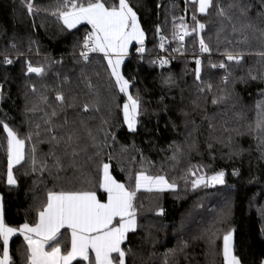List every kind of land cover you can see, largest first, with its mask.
Wrapping results in <instances>:
<instances>
[{
    "label": "trees",
    "instance_id": "trees-1",
    "mask_svg": "<svg viewBox=\"0 0 264 264\" xmlns=\"http://www.w3.org/2000/svg\"><path fill=\"white\" fill-rule=\"evenodd\" d=\"M129 3L147 44L138 54L133 43L122 68L130 93L138 94L142 102L135 131L124 122L126 96L110 76L104 55L95 52L87 62L80 56L90 25L67 28L58 16L62 0H0V121L21 138L39 131L26 144L29 151L36 147L35 170L30 160L15 166L17 184L10 186L6 133L0 127L5 222L16 228L34 224L48 190H97L93 186L102 174L101 166L108 163L113 176L126 186L134 188L135 175L142 170L163 175L176 185L175 190L137 192L136 230L122 244L125 264H223L222 238L228 231L234 233L235 255L241 264H262L264 132L257 128L256 107L264 90L261 0H214L207 14L199 13L192 0ZM217 6L225 9V16L217 14ZM193 15L205 28L201 35L198 30L190 35V44L203 38L210 49L200 58V81L195 78V61L188 58L161 69L153 63L159 35L172 36L173 22L179 23L180 17L191 32L196 27ZM226 53L243 58L240 63L228 61ZM6 59L12 63H5ZM220 63L226 67H218ZM29 64L42 67L43 74L28 73ZM169 76L173 82L166 85ZM58 94L64 96L63 103L56 100ZM214 99L220 102L214 104ZM86 103L92 106L87 112ZM54 110L58 113L51 117L55 134L76 128L81 136L75 164L64 155L63 144L56 149L60 168L50 154V133L44 131ZM41 163L47 164L46 170H41ZM219 171L225 173L223 184L193 187L198 176ZM97 194L106 197L100 190ZM61 233L63 245L69 247L67 230ZM25 250L23 236L17 234L10 241L14 264H25Z\"/></svg>",
    "mask_w": 264,
    "mask_h": 264
},
{
    "label": "snow or ice",
    "instance_id": "snow-or-ice-1",
    "mask_svg": "<svg viewBox=\"0 0 264 264\" xmlns=\"http://www.w3.org/2000/svg\"><path fill=\"white\" fill-rule=\"evenodd\" d=\"M198 4V12L207 14L210 8L214 6V0H192ZM264 6V0H261ZM33 10L32 4H28V11ZM219 16H225L223 7H216ZM245 10L241 9L244 14ZM55 14V13H54ZM59 19L69 28H75L79 24L91 26V31L87 32L81 56L87 61L90 52L103 53L107 60V66L110 69V76L115 79V84L119 91L126 96V102L122 106L124 122L130 131H135L137 117L141 114V98L137 94L133 96L130 91V82L124 78L121 73V65L125 57L128 56L129 45L136 42L139 45L136 48L138 53L145 51L144 41L145 33L141 29L137 13L133 10L129 0H62V5L58 11ZM230 19V17H228ZM196 27L191 32L184 23V17L179 18V23L173 22L175 31L173 39L183 42L185 37L203 30L205 24L196 20ZM251 25H249L250 27ZM159 32V28L157 29ZM166 38L161 36L160 48L164 49ZM201 52H209L210 49L201 38L199 41ZM180 49H175L179 51ZM264 56V53H260ZM242 54L233 55L226 53L228 61L240 63ZM5 63L11 64L10 59ZM158 63L161 68L168 65L167 58H160ZM196 68L195 78L200 81L201 60H195ZM217 67V65H212ZM225 68L224 63L218 65ZM28 73L42 75V67H33L31 64L27 67ZM256 79V77H252ZM172 78L169 76L164 80V84H171ZM227 82V77H225ZM91 87V85H89ZM209 90L211 85H208ZM203 91V88H199ZM35 91V88H33ZM260 99L256 101L258 109L257 128L264 132V90L260 93ZM64 96L58 94L56 100L63 103ZM223 99V98H221ZM46 102V101H45ZM214 104L220 101L214 99ZM89 104L83 105V111L90 110ZM35 111L36 109H32ZM58 113L54 110L49 114V119L45 120L48 125L44 131L50 133L49 140L52 143L50 154L55 158V166L62 167V160L56 156V149L63 144L64 155L72 157V163H76L79 156L77 149L80 147L81 136L79 129L73 128L63 135H57L53 127L51 117H56ZM67 121H65V124ZM81 125L84 121H80ZM0 127L6 133V153H7V184L12 186L17 184L14 176V168L27 160L31 161L33 170L38 161L36 159L35 145L29 150L26 144L32 139L33 135L39 136V131L21 138L16 130L7 123L0 121ZM41 126L36 125L39 129ZM87 135L93 139L91 131ZM264 143V139L261 140ZM211 147V145H209ZM83 149H81L82 151ZM47 164L41 163V170H46ZM110 165L103 163L101 166L102 174L97 184L93 187L106 194V200H102L97 195V190H69L54 191L48 190L45 202L37 209V219L34 224L24 223L19 228L9 226L5 222L4 206L0 198V264H14L10 254V241L17 234L23 236L26 243L25 264H72L74 260L80 258L87 261L88 264H125V251L121 245L127 238L129 232H134L137 226V209L135 200L137 192L146 191H165L175 190V183H170L163 175H149L146 171H140L135 175V186H126L118 182L110 173ZM199 171H191V175H196ZM238 175V173H233ZM225 173L219 171L214 175L205 177L200 175L192 181L193 187H199L201 184H223ZM61 229L70 230V247L63 245ZM223 264H241L240 259L235 255L233 232L228 231L223 235ZM94 253V257L90 255ZM115 254V255H114ZM264 264V262H262Z\"/></svg>",
    "mask_w": 264,
    "mask_h": 264
},
{
    "label": "built area",
    "instance_id": "built-area-1",
    "mask_svg": "<svg viewBox=\"0 0 264 264\" xmlns=\"http://www.w3.org/2000/svg\"><path fill=\"white\" fill-rule=\"evenodd\" d=\"M89 32V31H87ZM87 32L84 33V38H83V42L85 39V36L87 34ZM164 36L166 38L165 40V47L164 49L160 48V43H161V36ZM190 35L186 36L183 42H180L176 39H173V36H167L164 34H161L156 42V52L154 54V59L155 61H158L160 58H167L169 60L168 65L164 66V67H168L170 66L174 61H176L178 58H188L191 61H195L196 59H200L202 56L205 55L206 52H201L200 50V38L196 39V42L194 45L190 44ZM83 46V43H82ZM139 45L136 44V48H138ZM144 48L146 50L147 48V44L144 41ZM175 49H180L179 51H175ZM85 51V49L82 47L81 51H80V56H81V52ZM136 51V49H135ZM137 52V51H136ZM145 52V51H144ZM95 52H90L89 53V57ZM138 53V52H137ZM141 54V53H138ZM82 60L84 62H87L82 56H81ZM89 59V58H88ZM158 67L159 64L156 63ZM161 68V67H160ZM2 92H3V85L0 84V100L2 97Z\"/></svg>",
    "mask_w": 264,
    "mask_h": 264
},
{
    "label": "crops",
    "instance_id": "crops-1",
    "mask_svg": "<svg viewBox=\"0 0 264 264\" xmlns=\"http://www.w3.org/2000/svg\"><path fill=\"white\" fill-rule=\"evenodd\" d=\"M140 24V23H139ZM80 25V24H79ZM78 26V25H77ZM91 27V26H90ZM142 29V28H141ZM133 43H135V41H133ZM132 43V44H133ZM132 44L131 45H129V51H130V48H131V46H132ZM129 53V52H128ZM103 54V53H102ZM126 58L127 57H125V59H124V62H123V64L121 65V73H122V75H123V71H122V68H123V65H124V63H125V61H126ZM124 76V75H123ZM125 78V77H124ZM126 79V78H125ZM130 87H131V84H130ZM129 91H130V88H129ZM110 170V173H111V169H109ZM112 174V173H111ZM113 175V174H112ZM114 177V176H113ZM115 178V177H114ZM116 179V178H115ZM117 180V179H116ZM118 182H121V181H119V180H117ZM121 183H123V182H121ZM98 195V194H97ZM105 196H106V194H105ZM98 197H99V195H98ZM0 198H1V196H0ZM100 198V197H99ZM102 200H106V197H105V199H102ZM63 229H61V231H62ZM67 230V234H68V241H69V244H70V230H68V229H66ZM69 247H70V245H69ZM121 247H122V245H121ZM90 255L91 256H93L94 257V253H90ZM115 255V254H114ZM76 262H82V264H88V262L87 261H82V260H80V258H77L76 260H74L73 262H72V264H74V263H76Z\"/></svg>",
    "mask_w": 264,
    "mask_h": 264
},
{
    "label": "rangeland",
    "instance_id": "rangeland-1",
    "mask_svg": "<svg viewBox=\"0 0 264 264\" xmlns=\"http://www.w3.org/2000/svg\"><path fill=\"white\" fill-rule=\"evenodd\" d=\"M201 32H202V30H198V34L199 35H201ZM179 59V58H178ZM201 185H203V184H201ZM215 185H219V184H215ZM208 186H213L212 184H209ZM233 232V231H232ZM233 240H234V233H233Z\"/></svg>",
    "mask_w": 264,
    "mask_h": 264
},
{
    "label": "bare ground",
    "instance_id": "bare-ground-1",
    "mask_svg": "<svg viewBox=\"0 0 264 264\" xmlns=\"http://www.w3.org/2000/svg\"><path fill=\"white\" fill-rule=\"evenodd\" d=\"M174 31H175V30H174ZM160 35H161V34H160ZM160 35H159V36H160ZM164 35H165V34H164ZM172 36H173V35H172ZM156 65H157V64H156ZM158 68H160V67H158ZM163 68H164V67H163ZM160 69H161V68H160Z\"/></svg>",
    "mask_w": 264,
    "mask_h": 264
},
{
    "label": "water",
    "instance_id": "water-1",
    "mask_svg": "<svg viewBox=\"0 0 264 264\" xmlns=\"http://www.w3.org/2000/svg\"><path fill=\"white\" fill-rule=\"evenodd\" d=\"M31 74H35V73H31Z\"/></svg>",
    "mask_w": 264,
    "mask_h": 264
}]
</instances>
